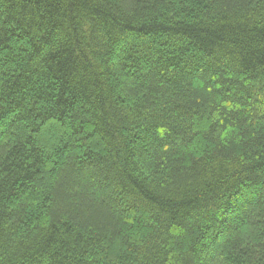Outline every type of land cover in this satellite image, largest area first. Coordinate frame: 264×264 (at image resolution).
Instances as JSON below:
<instances>
[{
  "label": "trees",
  "instance_id": "1",
  "mask_svg": "<svg viewBox=\"0 0 264 264\" xmlns=\"http://www.w3.org/2000/svg\"><path fill=\"white\" fill-rule=\"evenodd\" d=\"M0 264H264V0H0Z\"/></svg>",
  "mask_w": 264,
  "mask_h": 264
}]
</instances>
